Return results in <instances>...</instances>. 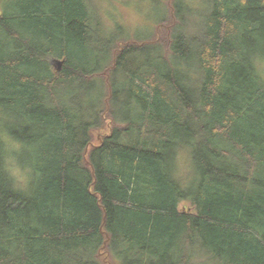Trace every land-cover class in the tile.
I'll return each instance as SVG.
<instances>
[{"label": "trees", "instance_id": "16d2710c", "mask_svg": "<svg viewBox=\"0 0 264 264\" xmlns=\"http://www.w3.org/2000/svg\"><path fill=\"white\" fill-rule=\"evenodd\" d=\"M94 1L0 0V264H264V0Z\"/></svg>", "mask_w": 264, "mask_h": 264}, {"label": "rangeland", "instance_id": "374dc122", "mask_svg": "<svg viewBox=\"0 0 264 264\" xmlns=\"http://www.w3.org/2000/svg\"><path fill=\"white\" fill-rule=\"evenodd\" d=\"M97 2V15L103 20L107 28L118 27L115 39L122 40H155L168 37L170 30L168 22L174 20V0H95ZM209 0H193L192 6L199 12L209 9ZM5 7V5H4ZM101 16V17H100ZM165 17V21L161 22ZM160 21V22H159ZM109 26V27H108ZM94 136H98L94 133ZM182 169L187 167V158H180ZM188 177V176H187ZM103 264H113L112 258L105 252L101 255Z\"/></svg>", "mask_w": 264, "mask_h": 264}, {"label": "clouds", "instance_id": "9594fccd", "mask_svg": "<svg viewBox=\"0 0 264 264\" xmlns=\"http://www.w3.org/2000/svg\"><path fill=\"white\" fill-rule=\"evenodd\" d=\"M253 63L255 66L256 71L261 75L264 76V58L254 57ZM13 147H19V145H13ZM13 176L17 177L19 180L25 179V174L27 173L28 169L25 168L23 172L17 167L14 166L10 169Z\"/></svg>", "mask_w": 264, "mask_h": 264}, {"label": "water", "instance_id": "95a60500", "mask_svg": "<svg viewBox=\"0 0 264 264\" xmlns=\"http://www.w3.org/2000/svg\"><path fill=\"white\" fill-rule=\"evenodd\" d=\"M51 63L54 66L56 71H60L61 70V67L63 65V61L62 60L54 59V60H52Z\"/></svg>", "mask_w": 264, "mask_h": 264}]
</instances>
